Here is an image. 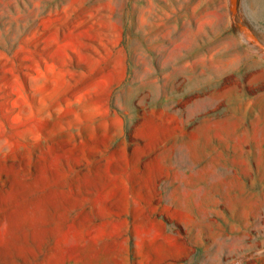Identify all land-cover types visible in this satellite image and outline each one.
Wrapping results in <instances>:
<instances>
[{
    "label": "rangeland",
    "instance_id": "1",
    "mask_svg": "<svg viewBox=\"0 0 264 264\" xmlns=\"http://www.w3.org/2000/svg\"><path fill=\"white\" fill-rule=\"evenodd\" d=\"M0 264H264V0H0Z\"/></svg>",
    "mask_w": 264,
    "mask_h": 264
}]
</instances>
